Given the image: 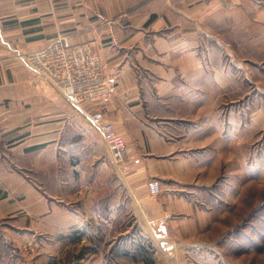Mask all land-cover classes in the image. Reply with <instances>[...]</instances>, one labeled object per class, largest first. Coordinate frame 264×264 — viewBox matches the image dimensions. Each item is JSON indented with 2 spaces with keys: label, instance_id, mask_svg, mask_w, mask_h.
<instances>
[{
  "label": "crops",
  "instance_id": "obj_1",
  "mask_svg": "<svg viewBox=\"0 0 264 264\" xmlns=\"http://www.w3.org/2000/svg\"><path fill=\"white\" fill-rule=\"evenodd\" d=\"M58 37L98 48L113 82L109 99L76 104L34 78L25 54ZM258 89L264 94V0H0L7 232L17 230L22 244L48 233L57 245L48 264H63L62 243L78 230L98 240L130 233L145 250L152 244L158 264H174V242L206 244L192 236L201 219L194 200L248 174L243 102ZM253 115L264 126V110ZM110 121L133 160L118 164L107 150ZM156 178L163 190L154 197L148 182Z\"/></svg>",
  "mask_w": 264,
  "mask_h": 264
},
{
  "label": "rangeland",
  "instance_id": "obj_2",
  "mask_svg": "<svg viewBox=\"0 0 264 264\" xmlns=\"http://www.w3.org/2000/svg\"><path fill=\"white\" fill-rule=\"evenodd\" d=\"M257 91L246 96L243 102L248 132V174L243 175L242 182L241 177L233 178L230 183L219 181L210 190L217 196L207 189L203 199L194 200L193 207L199 209L201 219H198V231L192 236L205 239L206 244L199 249H182L179 244L185 242H174L175 247L181 249L166 251L172 252L174 264H179V258L182 264H264V126L255 125L254 119L258 116L253 115L264 110V94ZM208 208H213L212 215L207 213ZM10 220L0 216V264H34L37 258L39 264H48L53 260V255L49 259L46 254L57 250V245L48 238V233L36 238L37 243L22 244L17 230H14V236L7 232L10 231ZM114 234L110 231V238L98 240L90 239L88 233L78 230L75 239L62 243L63 249L69 251L68 256L62 258L63 264H76L78 260L81 264H99L104 259L108 264H158L159 258L152 250V244L151 251L145 250L130 233ZM168 244L170 248L173 246V243L172 246L170 242ZM147 252L152 255L148 257L150 261L141 263ZM40 253L42 255L37 256Z\"/></svg>",
  "mask_w": 264,
  "mask_h": 264
},
{
  "label": "built area",
  "instance_id": "obj_3",
  "mask_svg": "<svg viewBox=\"0 0 264 264\" xmlns=\"http://www.w3.org/2000/svg\"><path fill=\"white\" fill-rule=\"evenodd\" d=\"M24 59L34 78L51 83L76 104L105 100L113 95V82L106 76V66L94 45H68L58 37L49 40L45 47L25 54ZM103 136L116 163L133 160L128 141L112 121L103 124ZM148 190L153 196L161 193V180H149ZM162 248L170 247L163 243Z\"/></svg>",
  "mask_w": 264,
  "mask_h": 264
}]
</instances>
